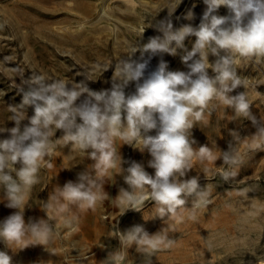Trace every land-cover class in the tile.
Returning a JSON list of instances; mask_svg holds the SVG:
<instances>
[{
	"label": "clouds",
	"instance_id": "1",
	"mask_svg": "<svg viewBox=\"0 0 264 264\" xmlns=\"http://www.w3.org/2000/svg\"><path fill=\"white\" fill-rule=\"evenodd\" d=\"M181 0H166L169 16ZM206 5L198 26L191 10L185 16L190 23L174 28L169 19H154L150 28L159 35L142 43L143 32L136 43L115 62L102 65V73L113 70L111 87L95 91L83 81H70L43 72L21 75L15 87L22 94L19 104L8 105V121L14 126L0 125V192L5 206L16 209L0 221V242L12 251L42 245L46 249L58 237V220L71 229L78 211L95 210L109 200L106 183L122 175L127 188L121 187L117 197L123 208L142 212L150 202V219L163 224L187 210L189 200L195 208L206 207L209 193L199 183V175L188 176L195 167L221 161L219 173L225 182L233 180L245 162L248 150H264V116L258 119L251 111L250 98L255 90L240 74L249 66L264 65V0H203ZM171 5L169 8L168 6ZM224 7L226 15H218ZM3 27V25H0ZM195 37L190 50L185 41ZM184 51L181 61L186 71H169L161 58L151 69L154 57L175 56ZM139 53L137 56L136 54ZM86 80H91L87 77ZM243 88L244 91H237ZM236 93V94H233ZM257 95H260L257 92ZM33 114L28 115V108ZM231 110L229 122L249 120L254 134L241 137L230 131L233 140L228 150L216 145H199L193 136L198 124H207L217 111ZM61 133L57 136V133ZM119 142V146H118ZM128 145L152 159L149 174L141 163L132 161L127 168L120 149ZM71 148L82 160L92 161L77 173L75 181L56 185L41 209L46 219H24L33 188L40 183L42 167L57 148ZM207 178V170H205ZM120 247L110 252L100 264H126L127 250L150 257L174 241L161 228L149 234L142 225L114 231ZM0 264H12L7 251L0 250Z\"/></svg>",
	"mask_w": 264,
	"mask_h": 264
},
{
	"label": "rangeland",
	"instance_id": "2",
	"mask_svg": "<svg viewBox=\"0 0 264 264\" xmlns=\"http://www.w3.org/2000/svg\"><path fill=\"white\" fill-rule=\"evenodd\" d=\"M165 3L166 0H132V3L131 0H0V25H3L0 27V125L14 126L8 121V105L22 101V94L15 87L21 75L43 72L74 82L83 81L95 91L108 89L113 70L102 73V65L114 63L146 28L142 43L159 35L150 28L158 14L157 20L169 19L174 28H179L190 23L185 16L191 10L196 16L191 23L198 26L206 8L203 0H181L169 16L168 10H164ZM217 14L226 15L227 9L221 7ZM194 41L195 37H189L185 47L190 50ZM182 55L184 51L179 50L175 56L154 57L150 68L154 69L162 58L167 70L186 71ZM240 74L254 86L251 111L259 119L264 116V65L242 68ZM87 77L93 81L86 80ZM27 111L29 116L33 114L31 107ZM231 117L230 109L220 110L208 118L207 124H198L193 129L197 147L216 145L226 151L233 140L230 131H237L242 138L255 133L251 121L229 122ZM4 136L0 134V138ZM237 147L246 153L245 162L229 182L217 174L221 161L207 165L194 161L195 167L188 176L199 175V183L206 186L209 193L206 207L193 210L189 200L187 210L164 224L159 218L148 220L153 211L150 202L142 212L129 210L121 215L123 208L114 199L121 187L128 186L122 175H116L114 181L104 186L110 199L95 210L78 211V220L71 229L54 221L58 237L48 249L34 245L12 251L0 242V250L8 252L12 264H100L120 247L119 240L113 237L114 231L142 225L149 234L164 228L174 243L150 257L132 246L127 250L126 264H264V150H248L243 143ZM120 153L126 161L124 168L135 161L154 175L155 170L148 166L152 157L147 151L141 153L124 145ZM48 162L51 168L42 167L40 183L30 194L24 213L26 223L46 219L41 206L54 186L75 181L77 173L92 163L83 161L67 147L57 148ZM2 198L0 192V221L16 211L6 207Z\"/></svg>",
	"mask_w": 264,
	"mask_h": 264
},
{
	"label": "bare ground",
	"instance_id": "3",
	"mask_svg": "<svg viewBox=\"0 0 264 264\" xmlns=\"http://www.w3.org/2000/svg\"><path fill=\"white\" fill-rule=\"evenodd\" d=\"M130 2V1H129ZM131 3H132V0H131Z\"/></svg>",
	"mask_w": 264,
	"mask_h": 264
}]
</instances>
